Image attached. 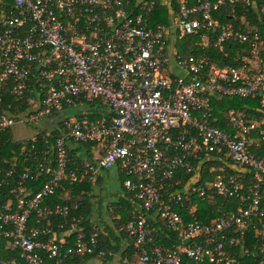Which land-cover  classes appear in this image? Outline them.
Returning <instances> with one entry per match:
<instances>
[{"label":"built area","instance_id":"1","mask_svg":"<svg viewBox=\"0 0 264 264\" xmlns=\"http://www.w3.org/2000/svg\"><path fill=\"white\" fill-rule=\"evenodd\" d=\"M154 4L144 2L142 11L133 13L130 0H11L7 11L0 9V90L9 83L10 93L32 109L18 116L1 114L0 134L17 122L36 124L94 99L108 109L98 117L63 115L66 131L43 151H27L31 167L0 175V195L9 194L0 201V242L13 253L9 259L0 255V264L103 257L100 228L93 226L88 236L75 223L66 229L62 220L69 217L70 205L51 206L47 200L65 183L94 182L100 170L112 166L125 175L123 187L140 205L124 226L134 245L130 264H239L231 252L237 244L264 264V156L253 152L264 145V118L229 110L227 127L210 122L214 97H258L264 113V39L247 15L253 5L264 23V5L179 0L169 25L150 27L146 15ZM226 6L232 12L221 22ZM237 8L245 13L238 16ZM173 22L176 37L197 33L200 48L217 47L224 62L175 48L170 54ZM230 43L249 47L230 57L225 50ZM73 143H93L94 160L70 157ZM216 154L229 158L224 165L231 171L211 167V181L197 185L202 166ZM179 173L192 175L181 189L167 193L182 184ZM41 180L38 189L28 185ZM194 195H218L237 204L220 210L210 223L185 221L175 206L183 207ZM187 207L194 213L197 206L190 202ZM151 212L176 233L178 245L165 247L152 239L158 228L148 222ZM250 230L258 243L249 249L243 240Z\"/></svg>","mask_w":264,"mask_h":264},{"label":"trees","instance_id":"2","mask_svg":"<svg viewBox=\"0 0 264 264\" xmlns=\"http://www.w3.org/2000/svg\"><path fill=\"white\" fill-rule=\"evenodd\" d=\"M255 3V6H259L263 4L264 0H252ZM11 4V0H2V5L0 9L7 11ZM179 0H171V8L174 13L178 10ZM247 15L251 20V25H257L260 28V32L262 33L264 39V23L258 20V15L255 11L253 5L248 6ZM130 9L133 13H137L142 11L141 5H136L134 0H130ZM231 9L229 6H226L221 11L220 21L224 22L227 18H229L231 14ZM236 13L238 16L244 14L245 11L242 8H237ZM147 21L150 27H155L156 25H169L170 15L168 12V8L165 4H161L159 1L155 2L151 11H149L146 15ZM200 38L197 33L192 35H187L184 37H176L173 39V46L175 50L183 55H194L202 53L207 56H211L218 64H222L224 62V58H222V53L218 50L217 47H209L208 49H201L199 46ZM264 46V42H263ZM249 47V44H245L242 46L239 43H230V48L227 46L225 50L229 53L230 57H233L235 51H241L243 48L245 50ZM232 63V61H231ZM32 86L35 87L34 82L32 81ZM1 99H0V115L5 114L9 116H18L19 114L30 112L31 105H28L26 100L18 99L16 96L10 93V85L7 84L6 87H3L0 90ZM36 99L39 97V92L35 87V90L32 94ZM26 99V96L24 97ZM86 105L87 111L82 112L84 114H88L89 117H98L106 114V107L103 106L98 99H94L93 101L84 102L83 105ZM211 115L210 122L212 125L225 128L228 125V112L229 110H234L238 112H244L249 119H257L260 120L264 118V113H262L259 109L258 97L254 98H237V97H214L211 99ZM81 113H78L76 116H79ZM55 115V114H53ZM52 116V115H50ZM50 116H48L50 118ZM60 117L58 122H55L53 127L49 130L42 129L39 130L35 136L29 138L26 141L20 142L12 139V131L11 128H8L3 133L0 134V175L4 172L14 169L15 175L20 174L25 168L31 167L33 164V160L28 158L27 151L31 148L32 153L37 151H43L48 146L52 145L55 139L63 134L66 131V128L63 124V119ZM47 118V117H46ZM57 118V116L55 117ZM59 119V118H57ZM260 128L264 129V125H261ZM94 147L93 143H73L71 147L68 148V153L70 157L73 159H85L89 161L94 160V154L92 149ZM31 152V151H30ZM253 152L258 156H264V145L260 144L259 147H254ZM16 156L17 160H13V157ZM215 154L213 153V157ZM225 162L227 164L230 162L229 158L225 155L216 154L214 159L207 161L204 163L201 169V175L197 185H204L205 183H209L212 179L213 172H209L211 167H222ZM196 165V161L194 162ZM224 172H230L231 169L227 165L223 167ZM191 173H179L178 179H180L182 184L173 187L172 189H167V193H172L175 190H179L183 187V183L186 182L190 177ZM248 177V174H247ZM125 179V175L120 172V188L123 193V196L116 198L112 203L114 204V210L118 212L119 217L112 226L104 223V231L99 235V243L101 244L100 249H103L106 253L103 257H99L97 254L92 255H84V256H76L70 255L65 264H109L113 260V254L120 255V261L123 264H130L133 260L131 254L133 253L134 245L131 238H129L124 230V226L128 221L131 220V210L136 209L137 211L140 209V205L134 201V198L128 194L124 187L123 181ZM43 180L28 184L32 185L33 188L38 189L40 187V183ZM250 180L246 178V183H249ZM65 188L59 189L53 196L48 198V205L54 206L55 204H68L71 207L70 215L67 219H63V223H65V228L67 229L71 223H75L77 228L83 231L86 236H88L94 225L93 215L94 205L92 201V182L82 181L75 183H65ZM166 193V194H167ZM209 193H211L209 191ZM166 194L164 197L167 199ZM9 194L7 190H3L0 195V201H5L8 198ZM195 196V195H194ZM191 203L196 204V210L194 213H190L188 211V205ZM237 204L235 200H229L227 198H223L218 195H213L211 197H192L190 200H185L183 207L175 206V209L181 215V217L185 221H189L193 218L201 221L202 223H210L216 217L219 216L220 210L225 211L230 208H234ZM148 222L151 226H155L158 228V231L152 236V239L160 245L165 247H172L179 244V240L177 239L176 233L171 232L163 226L158 218V215L154 212H151L148 215ZM74 234L68 237V241L71 243ZM113 240V241H112ZM121 242H125L127 247L125 246L124 251L120 250ZM245 247L251 248V245L254 243H258V238L252 235V230L249 231L245 235L243 240ZM231 252L235 255L236 260L239 264H258V257L253 253L250 255H245L243 249H239V244L233 246L231 248ZM3 242H0V255L3 258L9 259L12 256ZM49 264H55L53 261H49Z\"/></svg>","mask_w":264,"mask_h":264},{"label":"rangeland","instance_id":"3","mask_svg":"<svg viewBox=\"0 0 264 264\" xmlns=\"http://www.w3.org/2000/svg\"><path fill=\"white\" fill-rule=\"evenodd\" d=\"M139 1V0H136ZM144 1V0H143ZM264 5V2H262ZM141 5V4H140ZM173 18V17H172ZM172 22V20H171ZM170 22V23H171ZM169 23V24H170ZM175 26L174 22L169 26L168 31V39L170 44V51L169 53L172 54L173 46V39L176 38L175 36ZM36 105L33 107L35 108ZM108 112V109H105ZM87 108L86 105L79 106L75 109H65L62 113H58L55 115H52L42 121H39L36 124L27 125L22 122L15 123L12 128V139L15 141H26L29 138L36 135V133L39 130L42 129H51L55 122H58L60 120V117L62 115H69V116H76L78 113L86 112ZM57 116V118H55ZM94 148L92 151H94ZM88 181V180H87ZM82 182V181H81ZM90 182V181H89ZM92 187V201L94 205V212L92 213L93 216H95L93 219L97 221L96 226L100 228L101 234L104 231V223H109L108 225L112 226L115 224V220L113 217L116 216L117 212L114 210V204L112 201H114V193L118 195L121 191L120 188V174L117 172V168L112 166L108 169H103L98 172V176L93 182ZM118 193V194H117ZM112 200V201H111ZM99 222V223H98ZM95 223V221H93ZM111 264H123L119 259L115 260Z\"/></svg>","mask_w":264,"mask_h":264},{"label":"crops","instance_id":"4","mask_svg":"<svg viewBox=\"0 0 264 264\" xmlns=\"http://www.w3.org/2000/svg\"><path fill=\"white\" fill-rule=\"evenodd\" d=\"M147 1H149V0H139V1H136V0H134V2H135V4L136 5H140V4H142V3H144V2H147ZM152 1H154V3L155 2H157V1H159L161 4H165L166 6H167V8H168V12H169V15H170V21L169 22H171V20L173 19L172 17H173V15H174V11L172 10V8H171V0H152ZM175 39V38H174ZM170 48V47H169ZM114 167H116L117 168V172L120 174V170H119V167L118 166H114ZM118 194V193H117ZM121 196H123V193L121 192V193H119L118 195H116L115 193H114V195H113V197L116 199V198H119V197H121ZM114 199V200H115ZM112 201V200H111ZM113 202V201H112ZM95 216H93V218H94ZM118 217H119V214H118V212H117V214H116V216H114L113 218L114 219H118ZM95 219V218H94ZM115 220V221H116ZM95 221V223H94V225L93 226H96V224H97V221L96 220H94ZM99 223V222H98ZM107 224H109V223H107ZM113 241V240H112ZM125 246L127 247L128 245H126L125 244V242H121V247H120V250L121 251H124V249H125ZM114 256V258H113V260H112V262L114 261V259L115 260H120L121 259V257H120V255H118V254H113ZM131 257L132 258H134L133 257V255L131 254ZM111 262V263H112ZM111 263H109V264H111Z\"/></svg>","mask_w":264,"mask_h":264},{"label":"water","instance_id":"5","mask_svg":"<svg viewBox=\"0 0 264 264\" xmlns=\"http://www.w3.org/2000/svg\"><path fill=\"white\" fill-rule=\"evenodd\" d=\"M189 240H186L185 243H187Z\"/></svg>","mask_w":264,"mask_h":264}]
</instances>
